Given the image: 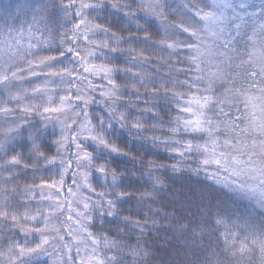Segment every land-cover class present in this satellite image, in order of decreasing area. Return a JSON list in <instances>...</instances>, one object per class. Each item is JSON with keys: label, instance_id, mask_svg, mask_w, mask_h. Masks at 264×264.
Masks as SVG:
<instances>
[{"label": "snow or ice", "instance_id": "snow-or-ice-1", "mask_svg": "<svg viewBox=\"0 0 264 264\" xmlns=\"http://www.w3.org/2000/svg\"><path fill=\"white\" fill-rule=\"evenodd\" d=\"M201 2L203 0H197V3ZM197 3L185 0L182 6L183 16L190 23L181 21L171 25L172 35L186 34L187 42H178L169 37L171 42L161 40L152 43L147 35L140 37L133 33L118 36L116 32L110 31L111 25L94 23L101 17L93 13L111 10L118 13L128 25V29H122V32L133 29L134 32H147L146 28L133 21L143 19L144 12L155 13L151 17L152 21L156 16H164L166 0H127L126 3L112 0H59L54 5L57 12L63 15L59 28L45 25L43 30L36 28L33 31V26H30L27 43L22 42L23 32H17L16 36L5 40L3 55H0V96L4 97L0 102V224L8 230V222H11L13 233L25 238L36 233L41 239L31 247L0 233V264H31L32 260L40 257L59 255L53 242L63 241L65 234L72 240L64 244V248L75 246L77 255H80L79 245H85V255L78 264H119L124 257L113 250L120 245L106 236L93 235L90 228L95 218L88 213L95 211L101 219L105 216L115 218L116 205L132 198L123 184L127 169L118 174L116 169L110 167L114 160L128 155L118 143L119 133L124 132L126 127L132 136H140L144 131L159 132L160 135L151 136V144L157 148L162 146L171 159L181 158L177 164L171 165L174 172L182 170L178 165L185 162L184 158L196 155L203 157L199 165L205 169L214 165L217 172H228L226 165H236L237 170L231 174L243 175L258 185L261 207H264V139L253 140V150L247 151L248 145L239 137L247 139L248 129L240 127L242 114L234 115L241 111L240 102L247 106L248 91L259 90L264 93V63L255 62L254 48L245 52L238 47L242 40L254 45L258 36L264 37V0H207L203 2V7L197 6ZM133 5H137V9H133ZM48 8L49 5L43 2L34 9L27 4L16 6V10L21 13L26 9L31 10L33 19L39 17L40 20L48 18ZM249 25L251 34L246 31ZM100 34L103 40L92 39ZM129 42L167 49L170 52L169 63L172 64L170 73L186 75V79L170 81L164 77L158 82L141 77L139 72H133L132 69L143 67L148 61L132 49L126 50L132 59L124 62L127 65L124 69L109 67L103 62L109 53L113 56L118 51L124 54L119 46ZM181 52L188 55L181 57ZM242 54H246L248 59H242ZM171 55L178 57L174 63ZM238 59L239 63H236ZM96 60L102 62L95 63ZM140 60L143 62L138 63ZM185 62L187 67H175ZM247 65H252L253 69L244 73L251 78L248 88L237 87L240 76L238 69ZM117 75L128 76L139 87L146 89L144 93L132 89L131 94L137 100L135 105L131 101L119 99L125 93L114 79ZM32 81L40 83L30 89L23 88L24 83ZM149 85L151 92L147 91ZM218 87L223 88V91L218 92ZM181 88L187 91H176ZM96 94L100 100L95 98ZM162 98H167L171 105L168 111L172 117L170 120H156L150 129L145 128L139 119L133 120L130 126L126 125L129 106L139 107L141 100ZM25 100L28 102L21 103ZM95 103H99L104 111L90 115L89 107ZM121 107L125 111H120ZM154 107L155 104H144L145 110ZM33 114L40 115L44 120L57 119L59 138L51 141L56 156L47 157L41 151L44 141L40 129L27 137V157L17 151L25 128L36 127L26 123ZM53 114H57L56 117ZM150 114L155 120V114ZM60 116L63 118L60 119ZM165 124L168 127H163ZM257 131L259 137H264V124L258 130L252 129L253 133ZM221 132L235 135H226L221 144L218 137ZM52 135L57 134L53 132ZM197 138L203 143L198 142ZM133 142L129 139L125 146L131 147ZM242 146L245 150H242ZM257 146L260 148L259 153L255 151ZM231 152H239L240 155L233 156ZM245 156L246 160L243 159ZM253 157H258V160ZM26 158L32 160L31 165L22 163ZM140 167L148 169L141 176L153 187L138 200H152L160 185L158 179H152L153 174L169 166L149 161L140 164ZM49 171L51 175L48 176L36 175ZM20 173L33 175L29 186L24 189L13 184ZM128 175L135 178V174ZM93 177H102L104 183L100 187L108 184L113 190L97 192L90 182ZM37 178L39 183L36 182ZM118 188L122 190L115 191ZM17 193L24 199L13 202ZM20 208L25 211L20 213ZM33 208L34 213L31 211ZM54 222H58L59 226ZM21 223H29L31 227H20ZM69 223L73 226H65ZM122 223L130 222L125 219ZM213 225L216 239L232 258L258 253L262 258L261 264H264V223L256 225L247 219L241 221L237 218L234 221L220 216L213 220ZM145 226L138 220L133 224L141 233ZM49 247L53 248V253L48 252ZM126 247L130 249L128 255L132 264H135L136 257L148 255L137 247ZM109 252L113 254L108 255Z\"/></svg>", "mask_w": 264, "mask_h": 264}, {"label": "trees", "instance_id": "trees-1", "mask_svg": "<svg viewBox=\"0 0 264 264\" xmlns=\"http://www.w3.org/2000/svg\"><path fill=\"white\" fill-rule=\"evenodd\" d=\"M30 1L8 0L7 2V0H0L2 12L0 14V22L4 25H10L12 28L14 25L20 24L19 19L24 16L26 23L33 12L26 9L24 13H21L16 10V6L20 4L29 5ZM112 2L126 3L127 0H112ZM4 6L7 10L3 12L2 7ZM132 7L133 9H137V5H133ZM140 11L143 12L144 10ZM7 15L9 16L2 21V18ZM92 15L101 17V19L94 21V23L100 24L101 26L111 25L110 31L116 32L118 36H127L134 33L140 37L145 35L149 36L150 42L152 43H159L161 40L171 42V40H168L169 36L163 25L164 22H161V20L158 21L156 18L152 21L151 17L153 15L150 12H144L143 19L133 21L134 24L138 23L146 28L147 32H134V29L122 32V29H128V25L118 13L112 12L111 10L100 11ZM10 17H12L11 21ZM246 31L251 34V25H249ZM92 39L100 41L104 37L100 34L93 36ZM238 47L244 49L245 52L252 51L254 48L255 62L257 64L264 63V37L258 36L254 45L242 40ZM119 48L124 51V54L118 51L113 56L109 53L103 60L109 67L126 68L127 65L124 62L132 59V55L126 50L132 49L135 54L146 58L148 61L143 67L132 69L133 72H139L141 77L152 78L158 82L162 81L164 77H167L170 81H183L186 79V75H176L175 72L170 73L169 70L172 64L169 63L168 58L170 52L167 49L162 50L158 47H148L144 44L131 42L122 44ZM40 55H43V53ZM187 55L188 53L186 52L180 53L181 57ZM177 58L176 55H171V61L173 63ZM241 58L247 60L248 56L242 54ZM94 62L101 63L102 61L96 60ZM142 62V60L138 61V63ZM236 63H239V59ZM175 67H187V63L176 64ZM252 70V65L238 69L240 76L237 87L248 88L251 78L245 76L244 73ZM114 79L120 89L125 93L119 97L121 101H131L135 105L137 100L136 96L131 94L132 89L135 88L141 93L146 91L145 88L139 87L128 76L117 75ZM147 91H152L150 85ZM176 91L184 92L187 89L181 88L176 89ZM217 91L222 92L223 88L218 87ZM246 96L248 98L247 106L244 102H240L239 107L241 111L240 113H234V115L242 114L243 118L240 121V127L248 129V133L246 134L248 138L245 139L244 136H241L239 139L251 148L253 140L261 139L259 138L258 131L253 133L252 129L255 128L258 130L261 123H264V93H261L259 90L248 91ZM2 98L4 99L3 96H0V100ZM95 98L100 100L98 94L95 95ZM243 99L242 97L241 100L243 101ZM21 103H24V101H21ZM145 103L149 105L155 104L156 107L145 110ZM139 104V107L129 106L127 108L130 114L128 120L125 122L126 125L130 126L133 120L139 119L145 128L150 129L156 120L168 121L172 118L168 115L171 105L167 98L141 100ZM103 111L104 109L99 103L92 104L89 107L90 115L103 113ZM120 111H125V108L121 107ZM150 113L155 114V120ZM256 122L258 123L256 124ZM26 123L35 125L36 127L25 128L19 139L17 151L23 152L25 157H27L29 152V148L25 143L27 137L37 129H40L44 141V146L41 148V151L47 157L57 155L55 146L51 144L52 140L58 139V136L52 135L53 132L57 134L59 131L56 124L50 119L44 120L40 115L36 114H33ZM163 127H168V125L165 124ZM154 134L160 135L159 132L144 131L140 136H132L128 133L127 127L124 132L119 133L120 140L118 143L121 145V149L127 152L128 155L124 158L114 160L110 167L116 169L118 174L122 173L125 168L127 169V173H124L123 184L127 186L126 191L132 194V198L116 205L115 210L117 216L115 218L105 216L101 219L95 211H89L88 215L95 218V222L90 228L93 235L106 236L109 240H113L120 245L118 249L113 250L114 252H119L124 257L120 259L119 264H132L131 257L128 255L130 249L126 245L137 247L148 253L147 256L136 257L135 264H261L262 258L258 253H247L243 258L239 256L232 258L228 252L223 250V244L216 239V228L213 225V220L220 216L234 221L237 218L241 221L247 219L250 223L256 225L264 223V207H261V190L258 185H253V188L258 189L255 191L249 190L251 188L249 182L245 183L247 187H242L240 183L232 181H229V186H227L222 173L217 172L212 167L205 169L199 165V161L203 159L199 155L184 158L185 162L178 165L182 170L174 172L171 170V165L177 164L181 158L171 159L162 146L159 148L153 146L150 138ZM226 135H235V133L221 132L218 134V137L219 139H224ZM129 139L134 142L131 147H126V141ZM88 150L91 151V148L89 147ZM149 161L169 167L168 169H160V171L153 174L152 179H158L160 181L158 193L154 194L152 200L141 201L138 200V197L146 190L150 191L153 187L151 183H146L145 178L141 176L148 169L140 167V164H146ZM22 163L31 165L32 160L26 158ZM128 173L135 174V178L129 176ZM36 175L37 177L40 175L48 176L51 175V171L37 173ZM32 179L33 175L31 173H20L18 179L13 184L18 185L19 189H24L29 186ZM36 182L39 183L38 178ZM90 182L97 192L113 190L108 184H105L103 188L100 187V184L104 183L102 177L90 178ZM121 190L119 188L115 189V191ZM23 199L24 197L17 193L14 196L13 202L22 201ZM34 210L35 208L31 211L34 212ZM19 211L23 213L25 209L20 208ZM157 212L159 214H156ZM125 219L129 220L130 223H122ZM137 220L140 224H146L143 233L133 227V224ZM41 226L36 225V227ZM20 227L28 228L31 227V224L21 223ZM180 229L187 230L180 231ZM0 233H5L12 239H18L21 245L27 244L31 247H34L41 239V236L36 233L29 234L26 238L19 233H13L11 231V222H8V230H5L4 225L0 224ZM60 242H53L59 253L57 264H78L79 261L76 258L73 259L75 254L71 253L67 255L66 249H64L63 244ZM112 254V252L108 253V255ZM52 256L53 254L32 260L31 264H50Z\"/></svg>", "mask_w": 264, "mask_h": 264}, {"label": "rangeland", "instance_id": "rangeland-1", "mask_svg": "<svg viewBox=\"0 0 264 264\" xmlns=\"http://www.w3.org/2000/svg\"><path fill=\"white\" fill-rule=\"evenodd\" d=\"M7 2H8V0H7ZM41 2L47 3L49 5V8H48L49 16H48V18L46 20H40L39 17H36V19H33V15L34 14L32 13L30 19L26 23H25L26 19L23 16V17H21L19 19L20 24L18 23L16 25H14V27H12V28L8 27L10 25H4L2 22H0V55H3V47H4L5 40L6 39L10 40L11 37L16 36L17 32H23L24 33L22 42L23 43H27V40H28L27 31H28L30 26H33L32 27L33 31H35L36 28H39V29L43 30L45 25H47L48 27L59 28L60 23L63 21V15L61 13L57 12L56 8L54 7V5L59 3V0H31L29 2V5H31V7L34 9ZM190 2L197 3V0H190ZM203 2H207V0H203ZM203 2L197 3V6L203 7ZM184 3H185V0H166V7L164 9L165 15L164 16H156V19H158V21L161 20V22L162 21L164 22L163 25L165 26V29H166V32H167L168 36L171 37L172 39H175L178 42H187V35L180 33V34H177V35L173 36L172 35L173 29L171 28V25L181 23V21H183L185 24L190 23L189 19L187 17L183 16V11L184 10H183L182 6L184 5ZM2 10L4 12L7 9L4 6V7H2ZM1 13L2 12H1V8H0V14ZM151 14L155 15V13H151ZM8 16L9 15L4 16L2 18V21H3V19L5 20ZM60 18H61L62 21L60 20ZM11 19H12V17H10V21H11ZM10 21H9V23H10ZM21 24H22V26H21ZM9 33H11V36L9 35ZM36 34L38 35L39 33H36ZM38 83H40V82L32 81L31 83H24L23 84V88L30 89L31 87H34ZM194 91L195 90H193V92ZM191 94L192 93H189V95H191ZM3 100L4 99L2 98L0 100V102H2ZM27 102H28L27 100L24 101V103H27ZM32 102L35 103L34 101H32ZM56 115L57 114H53L54 117H56ZM59 118L62 119L63 117L60 116ZM50 120L53 123H55L56 126L59 128V124L57 123V119L56 118H53V119H50ZM257 123L258 122H256V124ZM261 124H264V123H261ZM57 134L58 135H56V136H58V138H59V131L57 132ZM259 138L264 139V137H259ZM198 141L203 143V140H201V139H198ZM220 142L222 144L223 143V139H220ZM211 147L212 146L209 145L210 149H211ZM242 150H245V149H243V147H242ZM246 150L247 151H252L253 149L249 148V146H248V148ZM219 151L220 150L217 149L218 153H219ZM255 151L257 153H259V151H260L259 146H257ZM230 154L233 155V156H239L240 155L239 152H231ZM243 159L246 160L247 157L245 156ZM253 159L254 160H258V157H253ZM211 167H212V169L215 170V166L214 165L211 166ZM226 167L229 168L228 172H225V171L221 170V171H219V173H222V175L224 176L223 178H225L227 186H229V181L240 183V185H244L246 182H249L250 187L253 188L254 183L251 182V181H248L245 176H243V175L233 176L231 174V172L233 170H237V166L236 165L228 164V165H226ZM239 167H244V165H240ZM256 190H258V189H256ZM80 207L82 208V205ZM34 212H35V210H34ZM61 219H63V217H61ZM54 223H56L57 226H59L58 222H54ZM65 226H73V225L71 223H69V224H67ZM71 240H72V238L68 237L65 234V239L63 241H61L60 243H62L63 245L64 244H68V243H71ZM64 241H66V242H64ZM79 247L81 248L80 255H77V251H76V247L75 246H73L71 248H64V249H66L67 255H70L71 253H74L75 257L73 256V259L76 258L78 261H80V259L85 255V252H84L85 245L81 244V245H79ZM89 248H90V245H89ZM48 252L49 253H53V248H49ZM70 258H72V257H70ZM51 259L52 260L50 261V264H57L58 255L53 254Z\"/></svg>", "mask_w": 264, "mask_h": 264}]
</instances>
